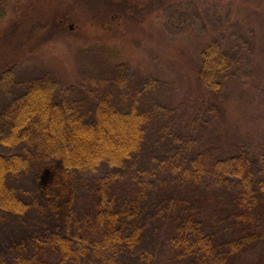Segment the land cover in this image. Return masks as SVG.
I'll use <instances>...</instances> for the list:
<instances>
[{
    "label": "rangeland",
    "instance_id": "obj_1",
    "mask_svg": "<svg viewBox=\"0 0 264 264\" xmlns=\"http://www.w3.org/2000/svg\"><path fill=\"white\" fill-rule=\"evenodd\" d=\"M249 1L0 0V72L13 67L16 82L21 84L14 89L0 88V112L23 93L28 81L49 73L76 90L69 98L85 112L92 107V95L115 93L113 105L119 109H128L137 96L138 107L149 111L152 119L147 146L131 162L134 169L151 170L184 139L189 140L192 154L214 134L215 146L223 150L226 146H218L219 134L232 148L248 147L256 173L264 177V17L258 22L249 17L253 8L243 6ZM207 41L218 42L233 63L234 77L223 89L221 100L205 95L196 80L200 52ZM2 49L18 50L19 54L4 64ZM150 79L156 81L153 88L143 91L144 81ZM0 152L35 155L36 149L0 143ZM38 171L43 172L41 182ZM110 172L104 165L95 172H75L77 202L70 230L75 216L80 219L92 206L93 180ZM47 173L48 164L42 169L35 160L20 181L14 182L25 200L33 201L39 186L50 183ZM121 174L131 175L127 169ZM165 175L159 174L157 191L170 210L171 197L177 196L183 204L190 199L207 215L224 219L226 212L222 214V204L216 202H230L231 191H211L205 184L192 190L178 187L175 181L171 182L176 187L168 188L162 184L175 177L168 173L166 180ZM114 185L119 198L134 190L126 178ZM210 191L214 202L207 199ZM220 193L226 198H220ZM156 198L159 196L152 199ZM35 203L22 217L0 213V264H12L24 247L31 253L35 236L43 238L54 230L67 233L64 216L51 208L48 199L40 196ZM162 224L159 228L148 224L142 243L153 249L157 258L175 264L177 253L163 245L166 222ZM258 246L263 252L264 245ZM259 253L258 249L249 251L238 264L257 259Z\"/></svg>",
    "mask_w": 264,
    "mask_h": 264
},
{
    "label": "trees",
    "instance_id": "obj_2",
    "mask_svg": "<svg viewBox=\"0 0 264 264\" xmlns=\"http://www.w3.org/2000/svg\"><path fill=\"white\" fill-rule=\"evenodd\" d=\"M249 2L243 6L253 8L249 17L259 21L264 17V0ZM3 51L4 64L19 54L18 50ZM232 70V60L222 46L207 41L201 49L196 74L202 92L221 100L223 89L234 77ZM155 82L144 81L143 91L153 88ZM0 85L12 89L21 85L16 82L13 67L0 72ZM23 90L0 112V143L12 147L25 144L35 147L36 153L0 152V213L22 217L36 207L35 200L41 196L64 216L67 233L54 230L43 238L35 236L31 242L33 251L29 253L24 247L12 264H171L157 258L155 251L142 243L147 225L153 223L159 228L162 222H166L163 245L177 253L175 264H238L255 249L260 252L258 258L245 259L242 264L264 263V250L261 252L258 246L264 245V177L256 173L248 147L232 148L218 134V146H226L221 150L211 134L207 143L190 154V142L184 139V145L162 157L153 170L134 169L131 162L147 146L152 119L149 111L138 107L137 96L131 99L128 109H119L113 105L115 93L92 95V107L85 112L69 98L76 90L49 73L28 81ZM261 159L264 160L262 154ZM35 160L42 169L48 164L50 173L46 177L50 183H42L33 196L35 200L29 201L21 196L14 182L20 181ZM102 165L111 172L93 180L92 206L80 219L75 216L70 230L77 202L75 172H95ZM134 165L138 168L137 162ZM125 169L129 177L121 174ZM160 173L167 175L166 180L168 173L175 177L164 180L167 183L162 185L168 188L177 185L194 189L205 184L208 190L231 191L230 202H216L222 204V214L226 212L224 219L207 215L190 199L183 204L177 196L171 197L174 202L170 210L158 192L156 180ZM38 174L41 182L43 172ZM122 178L128 179L134 190L119 198L114 183ZM211 191L207 199L212 201ZM150 192L152 198H159L149 200Z\"/></svg>",
    "mask_w": 264,
    "mask_h": 264
}]
</instances>
